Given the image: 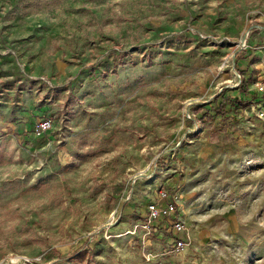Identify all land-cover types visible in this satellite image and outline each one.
Here are the masks:
<instances>
[{"label":"rangeland","instance_id":"374dc122","mask_svg":"<svg viewBox=\"0 0 264 264\" xmlns=\"http://www.w3.org/2000/svg\"><path fill=\"white\" fill-rule=\"evenodd\" d=\"M263 71L264 0H0V264H264Z\"/></svg>","mask_w":264,"mask_h":264},{"label":"built area","instance_id":"2783aa9c","mask_svg":"<svg viewBox=\"0 0 264 264\" xmlns=\"http://www.w3.org/2000/svg\"><path fill=\"white\" fill-rule=\"evenodd\" d=\"M249 96L256 104L257 116L264 119V71L256 76ZM51 120H43L34 128L35 136H43L52 129ZM140 222V227L146 235L169 234L168 245L171 249L180 251L187 245V238L184 236L186 225L178 214V203L175 196L166 189L159 190L158 201L150 203Z\"/></svg>","mask_w":264,"mask_h":264}]
</instances>
